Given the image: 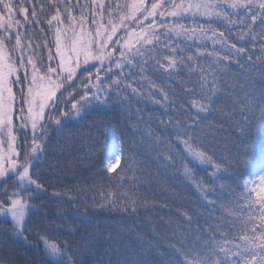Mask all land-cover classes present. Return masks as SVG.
<instances>
[{"label":"trees","instance_id":"1","mask_svg":"<svg viewBox=\"0 0 264 264\" xmlns=\"http://www.w3.org/2000/svg\"><path fill=\"white\" fill-rule=\"evenodd\" d=\"M12 2L17 4V0ZM23 2L24 6H28L29 0ZM72 2L76 3V0ZM79 2L81 5H91L92 0ZM31 3H43L45 10L40 16V23L31 27L23 22L21 13H14V19L20 20L22 27L13 31L19 30L24 34L22 43L26 36L40 40V28H44L50 36L46 20L53 9L47 7V0H31ZM104 3L106 6L109 3L125 5L131 4L132 0H104ZM37 10L39 15V7ZM238 11L240 15L232 17L237 24L231 26V34L220 23H213V27L224 32L229 44L244 49L240 56L222 49L219 44L214 46L198 40L193 42L176 38L173 41L178 45L175 58H194L192 62L185 59V65L178 73L171 77L160 74L154 61L148 59L146 64L141 65L143 73L135 70L131 72V79L125 76L126 83L141 93L134 95L130 89L122 90L130 106L118 103L113 96L106 106H93L83 119L68 123L62 133L57 134L54 129L49 132L43 154L38 162H33L31 169L33 178L44 186L45 191L37 194L28 189L20 193L31 206L25 216L24 235L27 240L18 238L12 232L10 219L0 217V264H54L38 237H47L61 248L69 245L74 264H161L162 261L164 264H179V258L168 255L169 245L184 248L189 259H192L193 254L189 250L197 235V227H209L205 217L224 221L232 219L230 211H235L233 197L242 191L241 186L248 179L247 167L242 161L256 159L264 149V26L259 19L251 21L250 16L255 11L247 16L242 10ZM74 14L79 15L75 10ZM166 19L170 21V18ZM150 20L144 23L148 24ZM241 20L243 23H240ZM178 22L189 26L194 23L190 20ZM195 23L203 24L205 20L200 19ZM249 24L252 25L255 39L250 38ZM0 35L3 33L0 32ZM121 35L122 31L113 39ZM180 48L185 51H180ZM198 52L201 54L197 55ZM209 53L218 54L221 58L219 62L216 55ZM170 55L168 50L154 53L156 59L161 61ZM248 57H251L250 61ZM237 60L243 67L237 65ZM201 69L216 76L217 87L223 95L216 102L214 112L203 114L207 119L202 120L201 124L206 131L197 133L198 138L190 140V144L211 156L213 166L193 164L183 145L177 143L175 132L164 130L170 120L179 118L183 124L187 115L184 109H191L193 101L204 103L202 96L196 92ZM89 71L93 73L91 83L95 85L96 69L90 67ZM124 71L128 73L130 70L125 68ZM113 72L116 75L112 79H119L115 68ZM83 75L86 77L87 73ZM100 75L102 79H107L103 68ZM84 83L87 80L83 83L74 81V88L80 95L84 94L80 91ZM158 88H163L168 94L167 104L163 102ZM186 89H192L193 94ZM57 97L63 100L60 93ZM76 98L79 99V96ZM61 107L65 112L70 111L67 105L62 104ZM56 115L53 114L54 118ZM209 125L212 127L208 128ZM149 130L151 135L148 134ZM156 136L162 139L167 137L170 146L168 143L156 145ZM112 143H117L134 160V163L130 161L132 168L127 170L123 183L110 178L124 166L123 156L114 174L104 170L105 153ZM161 152L172 156L171 164L162 158L157 159ZM214 165H221L228 172L217 173V178L212 175ZM185 166L191 169V178L184 176ZM133 176L136 179H128ZM193 182L215 189V195L209 196V199L217 201L215 209L204 205ZM18 189L19 185L14 187V178H7V182L0 180V202L7 205L9 194ZM125 192L137 202L135 213L122 211L121 203L115 208L99 207L109 193H116V198L123 202ZM53 193H59L64 198H57ZM182 212L192 215L191 226ZM182 234L187 236L186 240H182ZM243 234L240 230L233 232L229 229L230 236ZM236 242L239 243L238 240ZM161 253L164 255L161 256Z\"/></svg>","mask_w":264,"mask_h":264},{"label":"snow or ice","instance_id":"2","mask_svg":"<svg viewBox=\"0 0 264 264\" xmlns=\"http://www.w3.org/2000/svg\"><path fill=\"white\" fill-rule=\"evenodd\" d=\"M47 7L53 9L46 20L50 36L45 33L44 28H40V40H32L26 36L25 42L22 43L21 37L24 34L19 30L13 31L22 27L21 21L14 19V13H21L23 22L31 27L40 23L45 5L33 4L31 0L28 6H24L23 0H17L16 5L12 0H0V32L3 33L0 35V180L7 182V178L12 177L14 187L19 185L17 191L9 194L7 205L0 202V217L4 220L10 219L12 232L25 241V216L31 206L20 193L28 189L37 194L45 191L44 186L33 178L31 169L33 162H38L43 154L44 143L51 130L54 129L57 134L62 133L68 123L83 119L93 106H106L113 96L118 103L130 106L122 90L130 89L134 95L141 93L126 83L125 76L131 79V72L135 70L143 73L144 68L141 65L146 64L148 59L154 61L160 74L171 77L178 73L185 65V59L192 62L194 58H175L178 45L173 41L176 38L193 42L211 40L214 46L219 44L222 49H228L229 52L240 56L244 49L229 44L224 32L215 29L213 23H220L231 34V26L237 24V20L232 17L239 16L238 10H242L246 16L255 11V14L250 16L251 21L259 19L264 26V0H152L151 3L149 0H132L131 4L109 3L107 6L104 0H92L91 5H81L79 0H76V3L72 0H47ZM74 10L79 15L74 14ZM149 18L150 22L145 24ZM166 18H170L171 22ZM200 19H204L205 23H195ZM182 20L194 23L189 26L178 22ZM240 23H243V20ZM248 29L250 38L255 39L251 24ZM121 31L122 35L114 40L113 37ZM158 50H168L171 55L161 61L154 56ZM179 50L185 51L184 48ZM209 55H216L217 62L221 59L218 54ZM248 60L250 61L251 57H248ZM236 63L243 67L239 60ZM90 67L96 69L95 85L91 83L93 73L89 71ZM101 68L104 69L107 79H102ZM113 68L119 73V79H112L116 75ZM125 68L130 71L125 73ZM189 71L192 69L189 68ZM78 72L81 73L80 76L77 75ZM84 73H87L86 77ZM200 77L196 92L202 96L204 103L193 101L191 109H184L187 113L184 123L182 124L179 118L170 120L164 130L168 133L175 132L177 143L183 145L193 164L213 166L212 157L193 148L190 140L198 138L197 133L203 134L206 131L201 124L202 120L207 119L203 114L215 111V104L223 93L217 87L218 81L213 73L201 69ZM76 80L82 83L87 80L80 89L83 95L74 88ZM151 86L156 88L155 84ZM157 91L167 104L168 94L163 88H158ZM186 91L193 94L192 89ZM58 92L63 100L57 97ZM62 104L67 105L70 111H63ZM53 114H57L55 118ZM161 124L164 122L161 121ZM211 127L212 125L208 126ZM241 131L243 132V129ZM148 134L151 135L150 130ZM154 143H168L170 146L167 137L162 139L156 136ZM122 156L124 166L116 172L117 167L121 165ZM161 158L168 164L172 163V156L167 152L158 153L157 159ZM130 161L134 163L133 158L125 153L122 147L113 143L105 153L104 170L109 174L116 172V175L110 178L123 183L127 170L132 168ZM242 163L247 167L248 179L242 184V191L233 197L235 211H230L232 219L224 221L220 218L205 217L209 227H197V235L189 250L193 254L192 259H189L184 248L175 244L169 245L168 255L179 258V264H264V149L256 159H245ZM214 168L213 176L228 172V169L221 165H214ZM183 174L186 178L193 175L187 166L183 168ZM128 179L134 180L136 177ZM193 183L204 205L215 209L217 201L209 199L210 195H215V189ZM220 187L224 188V185ZM52 195L64 198L59 193ZM116 196V193H109L99 207L115 208L121 203L122 211L136 212L137 202L132 195L123 193V202ZM182 215L191 226L192 215L188 212H182ZM229 229L233 232L240 230L244 234L230 236ZM38 238L54 264H65V258H68L67 264H74L69 245L65 244L61 248L47 237ZM186 239L187 236L182 234V240ZM163 255L164 253H161V256Z\"/></svg>","mask_w":264,"mask_h":264},{"label":"rangeland","instance_id":"3","mask_svg":"<svg viewBox=\"0 0 264 264\" xmlns=\"http://www.w3.org/2000/svg\"><path fill=\"white\" fill-rule=\"evenodd\" d=\"M198 41H199V40H198ZM202 42L212 44V43H211V40H204V41H202ZM6 43H7V42H6ZM14 88H15V87H14ZM58 94H59V92L57 93V96H58ZM112 144H113V143H112ZM112 144H111V145H112ZM115 144L118 145L117 143H115ZM111 145H110V146H111ZM118 146H119V145H118ZM119 166H120V165H119ZM119 166L117 167L116 171L118 170ZM114 173H115V172H114ZM114 173H111V174H114ZM253 179H255V177H253Z\"/></svg>","mask_w":264,"mask_h":264}]
</instances>
